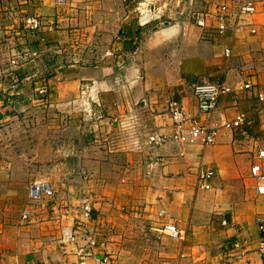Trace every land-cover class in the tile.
<instances>
[{
    "label": "crops",
    "instance_id": "obj_1",
    "mask_svg": "<svg viewBox=\"0 0 264 264\" xmlns=\"http://www.w3.org/2000/svg\"><path fill=\"white\" fill-rule=\"evenodd\" d=\"M150 1L158 14L163 5L159 0ZM215 1L203 0V10L212 9ZM225 1L233 8L238 3ZM252 1L255 12L243 16L242 29L209 39L191 17L178 16L187 3L171 0L172 20L152 26L137 58L122 59L126 54L119 56L117 51L130 49L135 38L131 31L144 0H65L61 5L56 0H0V23L7 18L9 26H15L22 18L34 15L40 18L47 41L53 38L63 43L70 35L67 39L72 42L104 44L103 61L57 71L53 77L54 102L62 103V112L76 116L73 109L84 106L101 117L93 120L94 116L85 112V118L91 120L85 123L90 134L83 136L87 126L77 121L72 148L66 149L76 156L67 169L87 172L84 184L93 191L91 200L84 199L82 204L90 203V217L80 204L63 212L60 194H55V198L46 199L55 203V211L51 216L44 213L45 221L39 227H35V216L28 217V225L17 240L13 236H6L5 242L0 239V246H7V250L0 249V264H78L77 248L82 241L68 238V234H75L77 223L98 230L99 215L105 213L110 219L120 206L131 214L143 211L152 230H164L165 223L177 225L184 233L187 230L182 262L195 258L190 244L196 247L198 239L203 264H264L256 225L257 217L264 216V196L257 195L250 176L256 153L264 148H258L257 142V132L264 127V116L258 109L264 107V101L256 96L257 91L264 94V0ZM226 46L232 48L230 57L224 56ZM106 51L117 53V61L106 57ZM245 76L255 89H238ZM217 81L235 90L220 98L218 111L208 118L199 114L191 87ZM85 86L94 89L88 92L87 101L86 97L80 99ZM168 97L179 100L188 116L219 126L215 143L169 139L151 148L148 135L172 132V121L165 112ZM240 113L246 116L242 129L221 126ZM63 137L61 146L66 147ZM83 138L89 141L90 153L81 147ZM57 151L59 148L56 155ZM66 166L64 162L57 164L59 168ZM206 169L213 172L212 187L199 189L197 177ZM71 198L78 200L73 195ZM160 211L165 212L164 217ZM64 216L70 221L67 226L63 225ZM102 255V250L95 249L85 258L86 264H108L102 262Z\"/></svg>",
    "mask_w": 264,
    "mask_h": 264
},
{
    "label": "rangeland",
    "instance_id": "obj_2",
    "mask_svg": "<svg viewBox=\"0 0 264 264\" xmlns=\"http://www.w3.org/2000/svg\"><path fill=\"white\" fill-rule=\"evenodd\" d=\"M159 1L163 8L158 15L153 3L144 0L143 13H151L157 19L140 25L139 13L138 22L131 31L133 33L130 36L135 38L129 46L130 49L126 52L117 51L119 56L126 54L122 59L137 58L147 33L152 31V26H163L165 21L172 20L169 17L171 0ZM188 2L189 0H181L180 5L187 3V8L189 4L194 11H203V0ZM187 8L178 16L190 17L188 12L190 8L188 10ZM148 10L150 12H147ZM12 17L9 15V19L12 20ZM25 19L22 18L15 26H9L11 22L7 23V18L0 23V239L2 242H5L6 236L16 237L17 240L21 230L28 225V217L35 216L34 224L37 228L45 221L42 216L44 213L51 216L55 211L54 202L46 199L30 202L27 199V188L31 182L42 180L53 184L54 181L57 182L53 186L55 194H60L59 200L63 204V212L69 207L79 204L82 206V200H89L93 191L84 184V176L87 172L80 171L79 174L75 170L67 169V167L71 168V159L76 157L69 151V148H72V135L77 134L74 133L73 127H76L77 121L85 126L87 121L91 123V120L85 118V112L88 116L87 113L92 114V112L87 111L84 106L73 109L76 116L62 112L55 106L59 102H54L56 98L53 87L57 71L103 61L101 52L104 44L95 46L91 43L72 42L71 39H67L70 35L63 38L65 40L63 43L53 38H48L47 41L41 28L38 32H31L26 28ZM56 44L59 46H55ZM107 51L106 57L117 58V53L111 51L107 53ZM44 87L47 88L48 96L40 92ZM92 116H94L93 120L101 118L99 115L92 114ZM85 128L82 134L88 137L89 125ZM257 133L259 148L264 146V127ZM61 134L66 139V147L61 146L63 136ZM88 142V139H82L81 147H86V154L90 153L88 151L91 149ZM58 162L59 164L64 162L67 166L59 168ZM71 195L78 200L72 201ZM125 208V206L115 207L110 219L105 213L99 215L101 222L97 232L104 242L105 249L102 251L108 256V264H188L192 261L203 264L200 259L198 239L195 240L196 247L195 244H190L192 254L196 255L195 258L191 261H181V250L187 241V230L183 238L172 237L164 230H152L143 211L133 210L131 214L127 213ZM27 209L30 213L26 215ZM59 210L61 212V208ZM64 218L63 225L67 226L70 221H67L66 216ZM6 247L5 243H2L0 249L7 250ZM17 252L18 250L15 251Z\"/></svg>",
    "mask_w": 264,
    "mask_h": 264
},
{
    "label": "built area",
    "instance_id": "obj_3",
    "mask_svg": "<svg viewBox=\"0 0 264 264\" xmlns=\"http://www.w3.org/2000/svg\"><path fill=\"white\" fill-rule=\"evenodd\" d=\"M64 2L65 0H56L58 5H61ZM140 6L142 7L141 4ZM139 10L140 25H144L154 18L151 13H143L144 9ZM147 12L150 11L148 10ZM188 12L190 17L202 29L204 36L213 39L216 36L225 35L229 30L236 32L242 29L244 27V24L242 23L243 16L246 14H253L255 12V5L252 0H241L237 3V6L233 8L230 2L224 0L215 1L212 9L196 12L190 8ZM24 25L31 32H38L41 28V20L39 17L30 16L24 20ZM251 31H254V29ZM223 53L225 57H230L232 48L226 46ZM255 87L256 85L248 78V76H245L240 86H238V89L241 91L253 90ZM93 90L94 89L91 87L85 86L81 91L80 99L88 96V92ZM234 90L235 89L232 86L224 81L197 83L191 87V93L197 102L199 114H204L208 118H213L218 111L220 98L225 94L234 92ZM40 92L44 93V96H48V94H46V87H44V90H40ZM256 96L260 101H264V94L262 92L257 91ZM61 104L62 103L59 102L56 103L55 106L59 109L61 108ZM89 112H91V110ZM165 112L172 121V132L169 135L156 133L148 135V141L151 148L155 149L169 139L179 143L201 142L204 145H212L215 143L219 126L211 125L209 123L205 124L198 118L188 116L179 100L174 97H168L165 101ZM258 112L264 116V107L259 108ZM245 123L246 116L245 114L240 113L236 115L235 118L224 121L221 126L229 130L238 131L243 128ZM255 157L256 161L250 168V176L255 182L257 195L264 196V148H259ZM212 176L213 172L211 170H201L197 177V188L206 190L210 189L212 187L210 184ZM27 190V199L30 202L55 198V189L48 181L42 180L31 182L28 185ZM82 209L86 216L90 217L92 212L90 203H84ZM29 213L30 210L27 209L26 215ZM160 215L164 217L165 212L160 211ZM256 225L260 232L259 247L260 250L264 252V216L257 217ZM164 231L175 238L184 237V231L173 223H165ZM68 238L82 241L77 248V254L79 256L78 264H86L85 258L95 249H105L104 242L101 240L97 229L85 227L82 223L76 224L75 234H68ZM237 245L238 244H236V246ZM101 257L103 263L109 261L106 254Z\"/></svg>",
    "mask_w": 264,
    "mask_h": 264
}]
</instances>
